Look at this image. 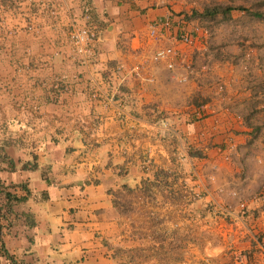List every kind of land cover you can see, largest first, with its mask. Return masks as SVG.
<instances>
[{"label": "crops", "instance_id": "obj_1", "mask_svg": "<svg viewBox=\"0 0 264 264\" xmlns=\"http://www.w3.org/2000/svg\"><path fill=\"white\" fill-rule=\"evenodd\" d=\"M185 2L0 0V264L262 259L264 120L246 75L215 65L205 75L214 91L188 122L193 107L180 121H152L117 96L123 85L127 96L177 110L168 68L149 59L168 41L147 29ZM87 24L99 37L83 56L69 29ZM9 194L17 199L8 204Z\"/></svg>", "mask_w": 264, "mask_h": 264}, {"label": "rangeland", "instance_id": "obj_2", "mask_svg": "<svg viewBox=\"0 0 264 264\" xmlns=\"http://www.w3.org/2000/svg\"><path fill=\"white\" fill-rule=\"evenodd\" d=\"M187 8H201L206 3H243L251 5L252 9H264V0H185ZM189 27L198 26V31L203 38L207 49L204 54H198L191 47L177 48L175 54V71H169V79L166 82L172 86L176 99L171 102V106L177 110L188 109L191 107V99L197 92L201 96L209 95L214 91L211 79L205 76H213L209 73L214 70V66H226L236 70L237 73L246 75L253 95L255 96L256 118L264 120V16L257 17L245 13L243 10L232 11L229 19H222L220 15L215 18L199 19L185 18ZM179 56L180 60L176 61ZM189 64L190 66L186 67ZM208 64L206 69L201 70V65ZM185 67L186 72L189 68L199 69V76H189L185 83H181L175 77L179 67ZM213 67V68H212ZM219 76V75H218ZM222 77V76H220ZM224 80L223 78H221ZM218 81L219 78L215 79ZM245 90V89H241ZM260 136H264V129Z\"/></svg>", "mask_w": 264, "mask_h": 264}, {"label": "built area", "instance_id": "obj_3", "mask_svg": "<svg viewBox=\"0 0 264 264\" xmlns=\"http://www.w3.org/2000/svg\"><path fill=\"white\" fill-rule=\"evenodd\" d=\"M198 26L189 27L186 19L182 14L174 15L173 13H168L155 22L150 23L147 29V35L150 38H154L157 41L161 39H167L168 42H157L152 52L149 55V59L154 62L162 61L169 70L175 69L174 57L177 53V48L184 49L185 47H191L198 54H204L207 49V45L204 43L201 37ZM69 37L74 46V49L79 54L86 56L88 55L95 43L98 40L99 33L98 29L90 24L87 25H74L69 29ZM190 66L189 64L186 67ZM119 69L123 67L120 63L117 65ZM206 68V65H203ZM133 73L139 76L143 80H152L153 77L145 75L143 69L139 65L132 66L130 69ZM199 69H193L192 67L188 69L186 73L179 74L177 80L181 83L188 81L189 76L199 75ZM227 82L225 80L219 79L217 81V90L219 92L224 91ZM203 109V104L196 109L197 113H200ZM241 210L239 213H244V203L240 202ZM246 257L244 251L236 253V258L242 260ZM255 264H264V256L262 259L255 260Z\"/></svg>", "mask_w": 264, "mask_h": 264}, {"label": "trees", "instance_id": "obj_4", "mask_svg": "<svg viewBox=\"0 0 264 264\" xmlns=\"http://www.w3.org/2000/svg\"><path fill=\"white\" fill-rule=\"evenodd\" d=\"M240 9L245 13L257 17L264 16V9L256 8L252 9L251 5H245L243 3L233 4V3H206L201 8L198 7H190L189 10L182 11V15L184 18H194L197 17L199 19H207V18H215L217 15H220L222 19L226 20L231 18L232 11ZM174 15H180L181 13H173ZM128 89L120 85L118 88L117 96L123 97L126 102L135 110L137 113L141 114L143 117L152 120V121H160L164 122L165 119H176L179 120L183 114V112L179 110H169L165 107H162L158 101H141L136 95L127 96L126 92ZM207 96H201L199 92L193 95L191 99V107H193V111L186 114L183 118V121H192L195 118H199L202 116L203 111L201 109L200 113L196 112V109L199 108L202 104L207 101ZM180 121V120H179ZM264 124V122H263ZM260 125L255 126V130L253 135H256V132L259 130ZM188 153L193 157H201L203 156L202 149L200 147L188 146ZM156 173H161L162 171L156 170ZM264 188L259 192V194H264ZM8 204L10 201L17 199V197L13 195H8Z\"/></svg>", "mask_w": 264, "mask_h": 264}]
</instances>
